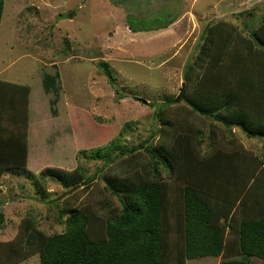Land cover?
Instances as JSON below:
<instances>
[{"label":"rangeland","instance_id":"rangeland-1","mask_svg":"<svg viewBox=\"0 0 264 264\" xmlns=\"http://www.w3.org/2000/svg\"><path fill=\"white\" fill-rule=\"evenodd\" d=\"M263 15L264 0H6L0 79L32 88L31 145L28 171L6 173L0 180V242L22 235L21 224L30 216L48 236L63 233L66 216L59 218V209L66 210L68 201L100 216L121 210L103 178L127 173L126 179L133 180L136 163L150 162L144 149L117 158L124 147L171 146L178 131L191 137L194 146L200 144L196 150L202 155L212 146H229L228 152L264 157V138L227 129L183 102L185 67L206 28L223 21L248 31ZM102 62L112 79L100 69ZM204 74L191 86L208 89ZM46 75L56 79L57 89H46ZM161 105L167 118L175 120L165 135L156 116ZM46 168L82 176L75 199H67L72 193L56 179L44 178ZM89 179L87 186L83 181ZM176 193L170 192L173 206ZM106 202L109 208L101 209ZM21 264H41L39 255ZM186 264H217V259Z\"/></svg>","mask_w":264,"mask_h":264},{"label":"trees","instance_id":"trees-1","mask_svg":"<svg viewBox=\"0 0 264 264\" xmlns=\"http://www.w3.org/2000/svg\"><path fill=\"white\" fill-rule=\"evenodd\" d=\"M5 4L0 0V29ZM247 28L241 31L223 21L206 28L198 52L185 67L183 102L227 129L236 127L249 138H264V15ZM99 66L112 79L108 65ZM202 74L212 86L205 82L208 89L191 86ZM208 74L214 77L211 82ZM44 85L57 89L56 79L49 75ZM31 91L30 85L0 79V180L6 173L29 169ZM162 106L156 116L165 135L175 120L167 118ZM179 134L171 146L163 142L158 147L142 144L121 150L117 158L139 149L150 158L146 164L136 163L133 180L126 179L127 173L103 178L121 210L100 216L90 207L71 206L68 201L66 210L59 209V218L66 216L65 231L51 236L39 231L30 216L21 224L22 235L0 242V264H20L35 255L41 264H186L220 256L222 264H264V202L251 196L253 189L257 197L264 196L259 189L264 179L252 170L254 164L246 166L250 159L258 162L257 168L264 166L263 161L239 150L228 152L229 146H212L202 155L196 150L200 144L194 146L191 137ZM42 174L66 190L75 189L82 180L75 172L59 169L46 168ZM91 182L83 181L87 186ZM34 183L45 191L38 178ZM172 189L177 192V207L171 203ZM73 192L67 199L76 198ZM100 206L109 208L108 202ZM243 210L251 216L240 220ZM96 223L100 228L93 230ZM227 232L235 238V246Z\"/></svg>","mask_w":264,"mask_h":264},{"label":"crops","instance_id":"crops-1","mask_svg":"<svg viewBox=\"0 0 264 264\" xmlns=\"http://www.w3.org/2000/svg\"><path fill=\"white\" fill-rule=\"evenodd\" d=\"M5 71V70H4ZM3 71V72H4ZM4 80V79H3ZM257 138V137H256ZM264 153V152H263ZM259 159V158H258ZM260 161H263V163H264V157H262V158H260L259 159V162ZM246 166H248L249 164H254V167H256V168H254V169H252L254 172H255V174H257V176H259V174L261 175V178H263L264 179V166H259L258 168H257V165H259L258 164V162H253L251 159L249 160V161H246ZM256 169V170H255ZM249 187H251V184L249 185ZM259 189H260V191L263 193V191H264V184L262 185V184H259ZM255 192H256V190H254L253 189V194L251 195V196H253L252 198L253 199H257V198H260L263 202H264V196L261 198V197H257L256 195H255ZM264 194V193H263ZM259 207V205H258V203L256 204V208H258ZM257 213V212H256ZM247 216H251L250 215V212L249 211H244L243 210V212H242V214H239V216H238V219H240V220H242V219H244V218H247ZM238 219H236V221L237 222H239V220ZM226 222V221H225ZM227 222H230V220H228ZM229 232V231H228ZM228 232H227V235H229L228 234ZM229 237L232 239V241H233V244H234V246H235V243H234V240H235V238L233 237V236H230L229 235ZM230 239V240H231ZM213 258H216L217 259V264H222V261H223V256H220V257H213ZM205 259H207V258H205ZM252 261H253V259H252ZM188 262V261H187ZM259 263H261V261H259ZM21 264V263H20Z\"/></svg>","mask_w":264,"mask_h":264},{"label":"water","instance_id":"water-1","mask_svg":"<svg viewBox=\"0 0 264 264\" xmlns=\"http://www.w3.org/2000/svg\"><path fill=\"white\" fill-rule=\"evenodd\" d=\"M74 190H75V189H73V190H70L68 193L70 194V193H72Z\"/></svg>","mask_w":264,"mask_h":264}]
</instances>
